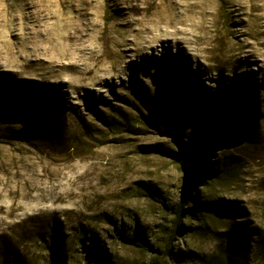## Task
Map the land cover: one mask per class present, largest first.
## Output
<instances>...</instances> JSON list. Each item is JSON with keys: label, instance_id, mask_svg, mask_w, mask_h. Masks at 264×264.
Here are the masks:
<instances>
[{"label": "rangeland", "instance_id": "374dc122", "mask_svg": "<svg viewBox=\"0 0 264 264\" xmlns=\"http://www.w3.org/2000/svg\"><path fill=\"white\" fill-rule=\"evenodd\" d=\"M20 36L43 43L0 58V264H264V64L237 49L264 0H0Z\"/></svg>", "mask_w": 264, "mask_h": 264}, {"label": "bare ground", "instance_id": "6f19581e", "mask_svg": "<svg viewBox=\"0 0 264 264\" xmlns=\"http://www.w3.org/2000/svg\"><path fill=\"white\" fill-rule=\"evenodd\" d=\"M49 31H50V33H52V27H50ZM175 33H181V30H177V29L168 30L166 28H164V29L162 28V30H160V32L153 34V36L154 37L159 36V35H164V36L166 35L167 36V35H173ZM245 34H246V32L241 33V35H245ZM50 39L51 38L48 37V39H46V41L47 40L50 41ZM21 40H22L21 36L19 37L18 40H15V42L12 40H7L8 44L6 47L2 48V46H0V58L3 57V56H1L2 53L6 54L8 57V56H12L16 53L17 50H15V52H13L12 51L13 49H15V48L17 49L18 47H20L19 49H22V47L24 48L25 46L22 44ZM38 41H40V40H38L37 37H32V36L30 37V39L28 40L30 51L34 52L36 50L35 48H37L38 45L43 43L42 41H40V42H38ZM259 46H263L262 51L259 49ZM29 47L28 46L25 47L26 48V51H24L25 54H28L27 48H29ZM185 48L188 50L187 46H185ZM245 48H247L246 51H245ZM237 49L239 50V52H245L246 54H244V56L246 58H252L255 54L261 55L262 58L259 60V65L263 66V64H264V40L254 39L252 42H246L244 40H240V42L237 45ZM22 52H23V49H22ZM253 61H256V60L253 58ZM0 62L2 64L3 62H5V63L8 62V60H4V61H0ZM244 63L246 64V61ZM239 65H241V63L235 64L234 66H239ZM253 69L254 68L251 67V69L249 68V69H246V71L244 70L243 72H241L242 76H251ZM8 71H9V69H8ZM239 76H241V75H239Z\"/></svg>", "mask_w": 264, "mask_h": 264}, {"label": "trees", "instance_id": "16d2710c", "mask_svg": "<svg viewBox=\"0 0 264 264\" xmlns=\"http://www.w3.org/2000/svg\"><path fill=\"white\" fill-rule=\"evenodd\" d=\"M197 138H198V134L195 132V134L193 136V142L194 143L196 142ZM178 161L184 165V168L186 171V182H189L191 180V176H192V174H193V172L197 166V163L200 162V159L196 155V148H194V149L192 148L191 154H190L188 159L185 160L184 158L183 159L179 158ZM188 199H189L188 190L183 189L181 199L172 211L173 212L172 227H171L172 234H173V232L178 230V227H179L178 224L180 222V218H181L183 212H185L184 205L186 204ZM168 252H169V248H168ZM101 258L103 259V264H107V261L105 260V258L102 256H101ZM160 260H161V255H157L156 257L152 258L150 264H160Z\"/></svg>", "mask_w": 264, "mask_h": 264}]
</instances>
